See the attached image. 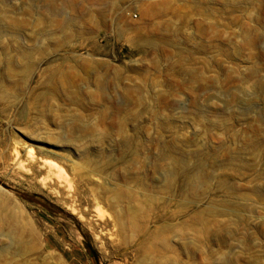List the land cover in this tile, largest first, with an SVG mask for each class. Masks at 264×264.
<instances>
[{"label": "rangeland", "instance_id": "rangeland-1", "mask_svg": "<svg viewBox=\"0 0 264 264\" xmlns=\"http://www.w3.org/2000/svg\"><path fill=\"white\" fill-rule=\"evenodd\" d=\"M0 264H264V0H0Z\"/></svg>", "mask_w": 264, "mask_h": 264}, {"label": "water", "instance_id": "water-1", "mask_svg": "<svg viewBox=\"0 0 264 264\" xmlns=\"http://www.w3.org/2000/svg\"><path fill=\"white\" fill-rule=\"evenodd\" d=\"M3 187L6 188V189L10 188V186L6 185V184H3ZM86 244L91 249V252H92L93 256L95 257L96 261L98 262V255H97L96 251L93 249L92 244L88 240H87Z\"/></svg>", "mask_w": 264, "mask_h": 264}, {"label": "bare ground", "instance_id": "bare-ground-1", "mask_svg": "<svg viewBox=\"0 0 264 264\" xmlns=\"http://www.w3.org/2000/svg\"><path fill=\"white\" fill-rule=\"evenodd\" d=\"M16 158H17V157H16ZM16 158H15V159H16ZM15 159H14V160H15ZM20 161H21V160H19V162H20ZM42 161H43V159H42ZM49 161H50V160L43 161V164H44V165H49V166L51 167V169H52V167L54 166V164L51 163V162H49ZM22 163H23V162H22ZM22 163H21V165H22ZM17 164H19V163H17ZM19 166H20V164H19ZM22 166H23V165H22ZM22 166H20V167H22ZM20 167H19V168H20ZM24 167H25V166H24ZM43 167H44V166H43ZM46 167H47V166H46ZM49 169H50V168H49ZM55 169H56V168H55ZM56 175H57V174H56ZM68 184H69V183H68ZM65 186H67V185H65Z\"/></svg>", "mask_w": 264, "mask_h": 264}]
</instances>
